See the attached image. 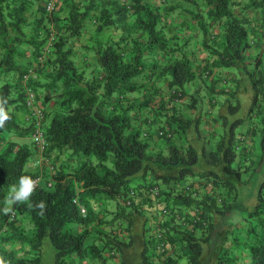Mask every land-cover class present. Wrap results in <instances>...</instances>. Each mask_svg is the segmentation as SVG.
Wrapping results in <instances>:
<instances>
[{
	"label": "trees",
	"instance_id": "obj_1",
	"mask_svg": "<svg viewBox=\"0 0 264 264\" xmlns=\"http://www.w3.org/2000/svg\"><path fill=\"white\" fill-rule=\"evenodd\" d=\"M48 1L0 0L4 264H44L46 240L53 264H243L245 253V264H264V176L243 220L221 222L260 131L264 155V0ZM108 27L116 39L102 36ZM243 89L252 91L246 118L237 116ZM30 98L45 113V153L64 160L44 169L28 200L9 203L21 177L41 173L27 167ZM229 232L235 254L215 256Z\"/></svg>",
	"mask_w": 264,
	"mask_h": 264
},
{
	"label": "rangeland",
	"instance_id": "obj_2",
	"mask_svg": "<svg viewBox=\"0 0 264 264\" xmlns=\"http://www.w3.org/2000/svg\"><path fill=\"white\" fill-rule=\"evenodd\" d=\"M7 76H9V74H7ZM252 91H248V90H242L239 94L240 100H241V108L239 110L238 113V117H243L246 118V114L248 112V107H250L251 105V93ZM231 102L234 103V101L232 100ZM52 104V102H51ZM205 105V111H204V116H209L210 114H206L207 113V109H206ZM226 109H228V104L227 106H225ZM170 109V108H169ZM224 109V111L226 110ZM215 110V108H214ZM217 111V110H215ZM196 112V111H195ZM228 112V110H227ZM229 114V112H228ZM231 115V113L229 114ZM235 118V116H232L231 119ZM248 118V117H247ZM161 119V118H159ZM50 118H46L45 120V126L48 124ZM241 127H244V129L246 128L245 123H243V125ZM263 128V124H260V129L262 130ZM242 130V129H241ZM261 132V131H260ZM258 132L257 136H254L253 139L251 140V144H249V147L251 149L250 153H248V161L245 162V169L246 171L243 172L242 177L244 179L243 184L239 183V191L240 194H237L236 200L232 203L233 207H231V210H229L228 212H226L224 214V216H221V222L224 224H227L224 226V230L228 228V225L232 224V225H237V222H240L243 220V214H248L249 211L251 210V208H253V202H254V197L255 194L257 193V189L259 187L260 184V180L261 178L264 176V155H262L261 153V148H260V138H261V133ZM192 134V132H191ZM194 136V134H192ZM191 135V137H192ZM238 136V135H237ZM195 137V136H194ZM192 137V138H194ZM26 139H28V137H26ZM193 140V139H192ZM246 144L248 145L249 141H245ZM200 143V140H198L195 137V141H194V146L198 147ZM211 145L210 143H207V146ZM210 148V147H209ZM90 158L92 160H96L94 156H90ZM57 159L62 162V160H64V158L62 156L57 157ZM237 160V159H236ZM236 160L234 162V167L236 166ZM202 161V159H201ZM203 165L205 167L206 166V162H203ZM209 166V165H208ZM197 169V166L195 167ZM251 178V180H250ZM12 194V193H11ZM239 195V196H238ZM257 198V197H256ZM257 202V201H256ZM257 229H259V227H257ZM234 235L231 234V232L228 233L227 237L225 238V243H223L224 248L223 250H218L220 248V244H215V248H217V252H215V256H225V251H228V253L232 252L235 254L234 252V248H232L231 246L227 249V246L230 245V239H232ZM234 247V246H233ZM55 248L54 246L48 241L46 240L43 244V260H44V264H53L54 261V254H55ZM246 254H244L243 257H239V260L242 261L243 264L246 263Z\"/></svg>",
	"mask_w": 264,
	"mask_h": 264
},
{
	"label": "built area",
	"instance_id": "obj_3",
	"mask_svg": "<svg viewBox=\"0 0 264 264\" xmlns=\"http://www.w3.org/2000/svg\"><path fill=\"white\" fill-rule=\"evenodd\" d=\"M53 3L52 0H49L47 2V8L51 9ZM28 105L31 106L33 114H35V127L33 131L30 134V139L35 145V152H34V164L39 166L40 168L45 165L48 166L50 171H54L58 167V162L54 161L52 155H48L45 153L46 144L48 143L44 132L42 131V122L44 118V110L42 107H40V104L37 102L35 98H30L28 101ZM44 172H41L38 176L34 177L32 180L35 181V189L42 184L43 181H45V176L43 174ZM48 184H51V181H47ZM34 189V190H35ZM154 192L158 194V188H154ZM77 200V199H75ZM86 207L84 205H79V213L82 216H85L86 214ZM16 219V213L12 210L10 211L8 215V220L13 221Z\"/></svg>",
	"mask_w": 264,
	"mask_h": 264
},
{
	"label": "clouds",
	"instance_id": "obj_4",
	"mask_svg": "<svg viewBox=\"0 0 264 264\" xmlns=\"http://www.w3.org/2000/svg\"><path fill=\"white\" fill-rule=\"evenodd\" d=\"M37 102H40V101H37ZM8 119H9V117L6 114L4 108L2 106H0V127H2L3 124H4V122L6 120H8ZM28 139H29V141L31 140L30 139V135L28 136ZM51 155L53 156L54 161L58 162V164H59L60 161L57 159V157H55L56 156V153L55 152H52ZM32 164H33V166L35 168H38L39 169V172H43L44 169L45 170L46 169H49V167L48 166H45V165H43L41 168L39 166L35 165L34 164V154L32 156ZM49 171H50V169H49ZM34 189H35V181H33L29 177H21L19 188L18 189H16V188H13L12 189V194H10V196L7 198L8 199V202L9 203H15L17 201H19V202L26 201L32 195ZM38 206L42 209L44 207L43 202H41ZM5 211L6 212L9 211V209L6 208ZM0 264H4V261L2 259H0Z\"/></svg>",
	"mask_w": 264,
	"mask_h": 264
},
{
	"label": "crops",
	"instance_id": "obj_5",
	"mask_svg": "<svg viewBox=\"0 0 264 264\" xmlns=\"http://www.w3.org/2000/svg\"><path fill=\"white\" fill-rule=\"evenodd\" d=\"M159 4H160V1L158 2ZM176 15H174L173 16V18H170V20H169V28L170 27H172V25H173V20L175 21L176 20V18H174ZM177 16H179V17H184L183 15H177ZM178 17V18H179ZM172 20V21H171ZM177 21H182V18H180V19H178ZM172 23V24H171ZM91 27H94V26H92V25H90ZM166 28V30L167 31H170L169 30V28ZM188 32H192V31H189L188 30ZM94 34V31H93V29L92 28H90L89 29V31L85 34V36H84V40H86V41H88L89 39H90V37L92 36ZM170 34H171V31H170ZM102 36H104V37H108V36H112V37H114L115 39L119 36V32H118V30H117V28H114V27H108V28H106L103 32H102ZM197 34H196V36H195V39L197 38ZM195 39H193L192 41L193 42H191L192 43V46H193V43H194V40ZM77 45H79V44H77ZM192 46H190L191 48H192ZM255 51V50H254ZM196 55L198 56V57H202V56H204V55H206V52L204 51V50H200V49H197V53H196ZM26 57H29V55L28 54H26ZM18 60L19 61H21V58H18ZM35 76V75H34ZM28 111H27V109H18L17 111H16V115H18V117H21V118H25V119H27L28 118ZM142 117H144V115H142ZM205 126H206V123L204 122V128H205ZM28 142H30L29 141V139H28ZM61 156L64 158V155L63 154H61ZM27 167H28V169H30V170H34V166H33V164H32V160H30L29 162H28V165H27ZM168 171H169V169H167ZM171 185H173V183L171 184ZM12 193V192H11ZM10 193V194H11ZM10 194H9V196H10ZM256 194H255V197H254V202H253V206L254 205H256ZM247 221L245 222V221H243L242 222V225L244 226V227H247ZM26 223H25V227H26ZM5 248H12V249H14V250H16L18 253H20V249H21V245L20 244H11V243H8V244H6V245H3ZM83 264H86V263H83Z\"/></svg>",
	"mask_w": 264,
	"mask_h": 264
}]
</instances>
